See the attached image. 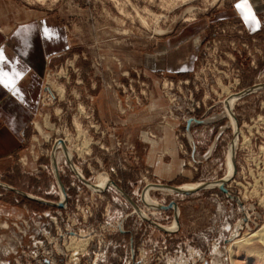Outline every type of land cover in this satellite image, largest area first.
<instances>
[{"label":"rangeland","instance_id":"obj_1","mask_svg":"<svg viewBox=\"0 0 264 264\" xmlns=\"http://www.w3.org/2000/svg\"><path fill=\"white\" fill-rule=\"evenodd\" d=\"M240 1L0 0L1 23L53 17L67 42L0 159V264L231 263L264 225V9ZM190 28V70L154 69Z\"/></svg>","mask_w":264,"mask_h":264},{"label":"crops","instance_id":"obj_2","mask_svg":"<svg viewBox=\"0 0 264 264\" xmlns=\"http://www.w3.org/2000/svg\"><path fill=\"white\" fill-rule=\"evenodd\" d=\"M247 3L253 14L254 9H264V0H247ZM1 22L0 50L5 61L0 62V69L20 74L13 89L0 85V159H5L16 148L22 127L35 113L50 60L65 50L67 42L63 28L53 17ZM45 29L49 33L47 37ZM195 32L193 28L187 29L175 45L166 44L162 54L150 60L154 69L173 73L189 71L201 36L188 39Z\"/></svg>","mask_w":264,"mask_h":264},{"label":"bare ground","instance_id":"obj_3","mask_svg":"<svg viewBox=\"0 0 264 264\" xmlns=\"http://www.w3.org/2000/svg\"><path fill=\"white\" fill-rule=\"evenodd\" d=\"M233 103L234 102L231 101V106ZM230 119H232L231 115H230ZM63 144H64V141H60L56 145H57V147H59L61 149L63 148L64 150H66L63 147ZM65 153H66V155H65L66 159L70 163V159L72 157L71 151L67 150V151H65ZM231 159H232L231 155H230V159H229L230 161L228 159H226V167H227V173L228 174H231V172L233 170L232 165H231V163H232ZM74 169L77 173H79L81 175V173L79 172L78 169H76V168H74ZM107 183H108V179L106 178V176L101 175V176H98L97 180L95 181V184H93L92 186L94 188H99L102 185H106ZM222 184L223 183H221V186H222ZM197 186L198 185H196V184H192V185L188 184V185L182 186L183 189H190V190H182V188L172 189L170 187L164 188V190H168V191H172V192H178V193H184V192H188V191H192V190L194 191V189H191V188H194ZM156 187H157V185H156ZM159 187L161 188V186H159ZM152 190H153V188H152ZM143 199L145 200V202H147L149 205H151L153 207H154V205H156V203L153 202L149 198L147 191L144 192ZM237 240L238 241L233 240L234 242L231 243V245H230V249H231V261H230L231 263L230 264H264V225L259 230L254 231L251 234L244 236L242 239L238 238ZM237 257H240V258H238V259H240V261L235 259Z\"/></svg>","mask_w":264,"mask_h":264},{"label":"snow or ice","instance_id":"obj_4","mask_svg":"<svg viewBox=\"0 0 264 264\" xmlns=\"http://www.w3.org/2000/svg\"><path fill=\"white\" fill-rule=\"evenodd\" d=\"M236 7L242 13L246 21H250L252 24L258 25V21L252 13L250 5L247 3V0H241V3H238ZM44 35L46 37L49 35L47 29L44 30ZM4 61L5 57L3 55V51L0 50V62ZM19 76L20 74L15 71H12L10 73L0 69V85L8 89H13V86L16 84V81L19 79Z\"/></svg>","mask_w":264,"mask_h":264},{"label":"water","instance_id":"obj_5","mask_svg":"<svg viewBox=\"0 0 264 264\" xmlns=\"http://www.w3.org/2000/svg\"><path fill=\"white\" fill-rule=\"evenodd\" d=\"M172 189H174V188H172ZM221 191L225 192V190L223 188H221Z\"/></svg>","mask_w":264,"mask_h":264}]
</instances>
